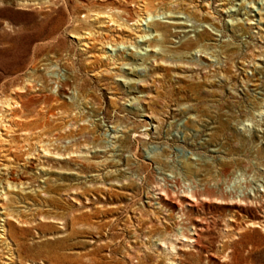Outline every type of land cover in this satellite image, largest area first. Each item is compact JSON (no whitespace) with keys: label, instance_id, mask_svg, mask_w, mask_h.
<instances>
[{"label":"rangeland","instance_id":"1","mask_svg":"<svg viewBox=\"0 0 264 264\" xmlns=\"http://www.w3.org/2000/svg\"><path fill=\"white\" fill-rule=\"evenodd\" d=\"M29 1L0 0V100L25 107L0 129V192L28 182L0 212L36 223L10 220L0 264H168L159 241L194 227L181 264H264V0ZM179 12L202 25L196 58L162 23ZM140 14L148 43L105 44L138 41ZM40 141L90 157L45 158Z\"/></svg>","mask_w":264,"mask_h":264},{"label":"bare ground","instance_id":"2","mask_svg":"<svg viewBox=\"0 0 264 264\" xmlns=\"http://www.w3.org/2000/svg\"><path fill=\"white\" fill-rule=\"evenodd\" d=\"M24 2L26 4V3H29L30 1L29 0H24ZM91 13L94 14L93 11L89 10L88 11V17H91V16L93 17V15H91ZM104 14L106 15V13H104ZM145 14L147 15L148 18H151L150 17L151 14L148 11H146ZM181 14H184V13H182V12L169 13V14L163 13V15H166L164 18L168 19V20H165L163 22L161 21V19H157V20H159L162 23H164L165 24L164 27H168L169 25L171 27H173L174 30H171L172 33L175 34V37L177 39L183 40L182 42L191 40L190 41L192 43L191 46H190L189 43H186V49L188 50L187 54H192L193 56H195L194 58H196V55L198 56L199 53L204 52V50L208 49L206 47L207 43H204V39H205L204 34L198 33V32H200V30H198V28L201 27L202 25H197L196 23H189L191 17L189 15H186V17H184ZM94 16L96 17L95 20H97L98 16L103 17V14L95 13ZM84 17H86V16H84ZM107 18L109 19L108 23H111V25H113V23H115V19H114L115 17H113L111 15H108ZM144 19L147 20L146 18L143 17L142 14L137 15L136 19H134V24H132V25L136 26L134 31H136L135 33L137 35L136 37H137L138 41H136L134 43H131L129 41H124V40H122L120 42H112V41L109 40L108 42H105V44L112 45V46H114L116 48V47H119L121 45H125L127 43V44H130L129 47H128L130 49V47L136 45V43L137 44H139V43H148L151 40V38L149 37L150 34L149 35L148 34H142L144 32V30L141 29L142 26L147 25V23H144V21H143ZM157 20H155V22H154V20H151L150 21L151 26H161L162 24L156 22ZM77 21H79V20H77ZM102 23H105V22H102ZM196 32L198 34L196 35L197 36L196 41H194L193 38H191V37H193L191 34L192 33H196ZM85 34L88 35L87 38H89V36L91 35L90 32L89 33H85ZM158 36H164V34L163 33H159L158 35H155L154 38L158 39ZM73 37L80 38V39H86V37L83 38V37H81L79 35H73ZM192 40L194 42H196V47L195 48H197V49H195L193 51H191V49L194 48ZM114 47H107V49H109L110 51H113ZM138 47H140V46L136 45V48H138ZM142 49L145 50L146 52L155 51V52H157L159 54H160L161 50L163 51L162 48H160V50L159 49L158 50H155V49L154 50H148V45L143 47ZM202 49H204V50H202ZM131 50H133V49H131ZM114 51H116V50H114ZM136 53H140L142 55H145V53H141L139 51H137ZM199 57H201V55H199ZM115 62H117V61H115ZM114 64H116V63H114ZM148 64H150V63H148ZM126 65H129V64L123 63L121 66L125 67ZM121 69H126V68H121ZM127 69L140 70V69H137V68H134V67L127 68ZM27 85H29V84H27ZM26 86H23V87L18 88V89L15 88V89H17L16 91L24 92L25 91L24 89H26ZM0 105L3 108L1 110V112H0V129L4 126V123H6V122H4L5 121L4 119L6 117H11L12 113L10 111H13L15 108H22V109L25 108L23 104H20L18 102H14L13 98H10V97L8 99L0 100ZM258 116H260V117L264 116V110L263 109H261L259 111ZM243 125L249 126L248 124H243ZM141 136L148 137V133H146V130H143L141 132ZM58 144H60V142L58 143L57 141H55L54 143H49V142L48 143H46V142L43 143V142L40 141L39 148L41 149V152L43 153V157H45V158L46 157H52V158H54L56 160H65V159H70L71 157H78V158L90 157V155H89V153L87 151H80V150H78L76 152L75 151L69 152L67 154H65V153L60 154L58 152V150L60 149L57 146ZM32 155H34V154H32ZM38 158L40 159V157H38ZM99 163L100 162H97V164H99ZM158 179H160L161 181L164 182L167 179V177L163 176L162 178H158ZM25 184H28V182L25 183V182H22V180L20 182H17V183L6 182L5 187H1L2 190H1L0 194L2 193L3 195H6V193L3 192L4 189H8V190H10V188L16 189L18 187L24 186ZM73 190H74L73 193H75L76 192L75 189H73ZM159 190H160L159 193L161 195H163V196L167 195V189L166 188H160ZM2 194H1V196H3ZM194 195H195V191H193V189L187 188L186 191H184L183 197H185L187 199L195 200L194 199L195 198ZM246 195H243V196L242 195H237V196H235L234 198H236L237 201L234 204H237V205L246 204V202H247L246 199L249 198ZM258 197L261 198L262 196L261 195L260 196L254 195V199H257ZM0 207H2V204H0ZM0 213L3 215V218H4V219L1 220V221L4 222V224L1 226L2 235H0V237H5L6 238V236H9L10 231L14 230L15 227L10 223L11 219L14 220L16 223L20 224V226H23V227H27L28 225H32V224L36 223V219L35 220H26V219H22L21 217H14L12 214H8V213H5V212H0ZM45 218L46 217H41L39 220H44ZM180 218H181V223L180 224L185 223V221H183V219H185V216L182 213H180ZM257 224H261V222H253V223L250 224V226L254 227V226H257ZM194 229H195V227L192 229L194 232L190 233L187 228L186 229L185 228H180L179 231H181V232L179 233V231H176V233L172 236V237H175V238L171 239L170 241L163 240V239L159 241L158 245H160L161 247H163L165 249V251H163L162 253H164L167 256H169L168 264H181L180 256L182 254H179V252L180 251H185V250L186 251H191V248H189V246L190 245H194L196 243V237L199 236L198 232L196 233V231ZM177 243H181V244L177 245ZM7 258L11 261V263H14L15 260H17V258L14 256L13 251H11V250H10L9 257H7ZM18 258L21 259L22 258L21 255H18ZM171 259H172V261H171Z\"/></svg>","mask_w":264,"mask_h":264}]
</instances>
